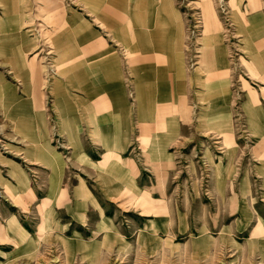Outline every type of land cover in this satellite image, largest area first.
<instances>
[{
  "label": "rangeland",
  "instance_id": "1",
  "mask_svg": "<svg viewBox=\"0 0 264 264\" xmlns=\"http://www.w3.org/2000/svg\"><path fill=\"white\" fill-rule=\"evenodd\" d=\"M52 1L58 24L36 17L40 40L23 56L21 28L0 7V28L12 36L0 48L19 55L0 50V264H264V69L245 68L254 55L264 65V0L259 9L242 0V13L250 8L244 31L234 18L235 0H144L139 11L138 0ZM217 15L220 29L207 30L206 19ZM66 16L76 35L81 31L95 45L85 57L97 63L88 64L87 76L86 63L72 73L78 85L70 86L72 96L58 93L60 82L52 89L61 76L58 42L67 39ZM145 38L158 45L151 62L156 88L168 82L164 100L159 93L157 101L155 89L146 99L145 73L153 67L137 57ZM207 40L212 66L224 62L226 77L198 71L206 67L198 61ZM108 46L118 54L124 89L118 122L106 123L99 86ZM18 64L26 73L16 72ZM173 70L177 77L170 79ZM86 77L98 87L92 97ZM146 102L158 105L155 117L145 118L149 134L137 110ZM221 114L228 139L218 126L209 128ZM66 115L75 116L73 125Z\"/></svg>",
  "mask_w": 264,
  "mask_h": 264
},
{
  "label": "crops",
  "instance_id": "2",
  "mask_svg": "<svg viewBox=\"0 0 264 264\" xmlns=\"http://www.w3.org/2000/svg\"><path fill=\"white\" fill-rule=\"evenodd\" d=\"M142 1H144V0H138L137 1V4L135 6H133V8L135 7L134 11H136V10L139 11L140 10L139 8H141L142 5L145 6L146 2H142ZM232 1L233 0H231V3H232ZM10 2L11 1H8V0H0V7H2L4 9V16L9 19V22H12V24L15 25L16 27L21 28L20 32H19V37L21 39L18 40V42H21V43L18 44V47L20 49V54L19 55L23 56V55H25V51L26 50H29V51L32 50V52H34L35 48H37V46H35L36 44L34 45V43L30 40L31 38H30L29 34L27 33L28 29L23 30V28H25L26 25L29 23L28 21H29L30 17H34V18L40 17L42 19V23H44V24H47V22H54L55 24H58L59 20H57V18L54 17L55 16V14H54L55 10L53 9L54 7H52L53 6V1L52 0H46V4H45L44 7H41V4H37V3H40L38 0H33V1H30V0H15L14 1V5H9ZM35 5H36V7H37V5H39V8L36 9V10H38L37 13L34 12ZM234 5H235L234 6L235 7L234 13H237L242 18V22H243L242 28L240 30L244 31V30H246L247 25H246V22L244 21L245 20V16L243 14H245L246 12H249L250 8L246 5V11L244 13H242L243 12L242 0H235ZM249 5L251 7L253 6L252 7L253 9H259L261 3L258 0H256V3L254 2V0H249ZM127 6L131 7L132 4L131 5H127ZM137 6H138V8H137ZM46 9H48L49 13H45ZM8 10H10V11H8ZM137 17H138L137 24H142L143 20H141V18L139 17V13L137 14ZM71 18L72 17L66 16V22H64L62 24V27L65 30L68 31V35H67V39H65V40L62 39L61 41L58 42V47H59V49H61V51H60L61 55H60V58H59V64H61L60 65L61 76H60V78H56L57 80L55 79L52 82V89H54L56 87V84H57L56 82H60L61 88L58 87V89H60V92H58V91L57 92L60 93V95H63V93L67 92V94H69L70 96H72V94L69 93V91H68L70 89V86L71 85L78 86L77 84L71 83V82H73L72 78H70L72 73L73 74L78 73V72L80 73L81 70H82L81 68L83 67L82 65H84L83 63H86V76H87L88 75V71H89V65L96 66V64H97L94 61L91 64H89L88 60H86L85 55H86L87 51L93 50L95 48V45L92 43V41H90V39L88 37H86V34H82L81 31L78 33V35H76L79 30H77L76 28L72 29L73 22H71ZM208 20L205 23L207 30H213V29L216 28V26H217L216 30L219 29L220 22H219L218 15H217L216 19H215V17L212 16V18L210 20V23H208ZM0 23H1V20H0ZM106 25H107L109 31L114 30L113 27H112V24L110 22H106ZM0 27H1V25H0ZM44 29H46V28H44ZM114 31H117V30H114ZM0 33H1L0 34V41L2 42V44H4L5 41L9 40L10 37H12V36L8 35V32H5V29L0 28ZM137 33H138V36H139V33H140V36H141V30H140L139 27L137 28ZM10 34H12V33H10ZM113 34H114V38L119 40L118 34H115V33H113ZM213 37L215 39L217 38L216 36H213ZM213 37H210V39L211 38L214 39ZM85 38H87V47H85V46L82 47L81 44L84 41H86ZM114 38H112L111 40L114 41L117 44V42L115 41ZM145 40H146V38H145ZM104 42H105V40H104ZM147 42H148L147 40L144 41L143 52H142L141 55H139L137 57H139L138 60H142L145 63L144 65L146 67H148V66L151 67V68L153 67V71L150 70V71H146V73L144 72L145 76L147 77V82L146 83H147V85H148V87L150 89L149 92H147V98L146 99L148 100V98H150V96L153 95L152 92H154L153 90L155 89L156 90L157 101H158L159 93H160V96H162V99H163V96H164V92L163 91H164L165 86H167L168 82L165 81L161 85L163 87L161 90H158L156 88V75L158 74V71L155 68V67H157L155 65V63L151 62V59H152L151 56L153 55V48H151V47H158V45L157 46H150ZM208 43H210V40H207V44H206V47L204 49V52L200 51L202 54L200 55V58H201L200 61H198L201 66H202L201 63H206V67L205 68L201 67L200 69H198V71H200V70L204 71V72L207 71L209 73V75L210 74L212 75V73L213 74L217 73V76H221L222 78L226 77V75L228 73V70H227L226 64H224V62L218 61V65L216 64L215 67L212 66V62L210 61V58H211V50H210V47H209L210 44H208ZM9 46H11V45H9ZM26 46H27V48H26ZM1 48H0V50H1L2 54H4L5 56L8 55L9 57L11 56V58L12 57H17V56L19 57V55H15L14 51L13 52L7 51V49H5V48H7L6 46H4V48H2V49ZM175 48H176V46L174 47V49ZM105 50L106 51L104 52L103 57L101 59V63H102L101 66H102V71H103L104 74H103V80H102V82L100 83V86H99L100 92H102L101 100H103L102 101L103 102L102 105H103L104 111H105L102 114L101 118H103L106 123L115 122V121L118 122V120H119L118 115H119V112H120V108H119L120 104L118 102H120L119 98L121 96V95L119 96L118 91L123 88L122 76H121V72H120V68H119V58L116 56L118 54L115 51H113V50L111 51L109 46L106 47ZM212 53L214 54V57H215L214 49H212ZM35 56L37 57L38 55H35ZM252 57L253 58H252L251 62L254 65L257 64L256 67L252 66L251 62L246 61L245 68H246L247 71H250L252 74H254L258 70H263L264 69V65H260L259 64V60L260 59L258 58V55H254ZM259 57H262V59L264 60V53L259 55ZM62 63H64V64H62ZM249 63H251V65ZM25 64H23L22 66H19V64H18L17 67H15V70H16V72L18 74L26 73V71L24 72ZM66 64H67V67L64 68L63 65H66ZM37 66H38V63H37ZM72 66H75L74 67V71H71ZM168 68L170 69V67H168ZM165 69H162V71H161L162 75L166 72ZM41 72H40V78H38V73H37V77H36L37 79H36V82H35L37 87L39 85L41 87V85H42L43 79H42V73ZM129 72L135 74L134 80H131V81L133 82V87H135V89L137 91L136 92V96H137V98L139 100L140 97H141V88L139 87L140 84H139V81L137 80L138 73L136 72L134 67H131L129 69ZM27 73H29L31 75L30 71L27 72ZM180 74H181L180 76H182V71L181 70H180ZM165 75H164V77H165ZM175 77H177V71L174 72V70H173L172 74L170 75V79H174ZM113 78H116V79H115V82L110 85L112 88L110 90V93L108 94L109 89L107 88V84L108 83L110 84V81ZM32 80L35 81V79H33V78H32ZM162 81H164V80L162 79ZM54 82L56 83L55 85H54ZM212 87L214 88L215 86L213 85ZM97 88H98L97 86L90 85L88 80H87V77H86L87 97L88 96L92 97V94L94 93V91ZM73 98L75 99V101H76V99H80V98H77L76 96H73ZM87 100H88V98H86V105L88 103ZM139 102H140V100H139ZM160 102L162 103L163 101H159L158 105L160 104ZM79 103L82 104L81 102H79ZM146 103H147V106L145 105V109L148 112L145 111V109L142 106V104L141 105L138 104L137 110H138L139 116H141L140 119L141 120L144 119L145 120L144 123H146V125H147V126L145 125V127L143 126L144 128H143L142 132L144 134H149V129L146 128V127H148L149 124H147V121H146L147 119H145V118L147 116V113L149 114V116L155 117L158 105L156 104V108L153 109L152 107H149V103L148 102H146ZM183 104H185V106H186L185 100L182 99L181 106H180L181 110L184 109ZM220 109H222V108H220ZM211 111H213V110H211ZM223 116H225V115L221 114V115L216 116L214 119H212V121H213V125L212 126L213 127H209V128H217V126H218V131H220V134L225 135L224 137H227V139H228V137L230 136L229 132L227 130H225V129L219 128V126L223 125L226 122V120H222L221 119V117H223ZM66 118H67V115H66ZM69 119L71 120V122H69ZM216 119L218 121H216ZM74 120H75V116L74 115L70 116V118L69 117L67 118V122L71 123L72 125L74 123ZM147 129H148V131H147ZM70 135H71V133H70ZM31 151L33 153L32 154H28V156L30 157V159L32 160L33 163H38L39 159L36 156L37 151H35V150H31ZM55 157H56V155H55ZM6 187H7L6 189L10 192V190L12 189L11 185H9L7 183ZM9 187H11V188H9ZM13 195L14 194H12L11 197L14 200H16L15 199V198H17L16 195H14V196Z\"/></svg>",
  "mask_w": 264,
  "mask_h": 264
},
{
  "label": "bare ground",
  "instance_id": "3",
  "mask_svg": "<svg viewBox=\"0 0 264 264\" xmlns=\"http://www.w3.org/2000/svg\"><path fill=\"white\" fill-rule=\"evenodd\" d=\"M9 1V0H8ZM212 1V0H211ZM30 4V3H29ZM31 7V6H30ZM214 7V6H213ZM253 7V6H252ZM11 10V9H10ZM10 10H8V11H10ZM212 12V11H211ZM213 12H215L214 10H213ZM234 18L236 19V21L239 23V25H240V27L242 28V24H241V18H240V16L237 14V13H234ZM35 19L36 18H34V17H30V19H29V23L26 25V29L27 28H29L28 29V31H27V33L29 34V36H30V40L34 43V45L36 44V43H38V41L40 40V36H36V31H37V27H42L43 26V24H39V25H34L33 24V22L35 21ZM39 19L42 21V19L39 17ZM208 20V18L206 19V21ZM34 25V26H33ZM220 29V28H219ZM38 31H41V30H38ZM42 31H43V29H42ZM1 34V33H0ZM27 35V34H26ZM28 38V37H27ZM24 44V43H23ZM33 46V45H32ZM35 46H37V45H35ZM9 188H11V187H9ZM11 191V190H10ZM12 196V195H11ZM14 196V195H13ZM15 198V197H14Z\"/></svg>",
  "mask_w": 264,
  "mask_h": 264
}]
</instances>
